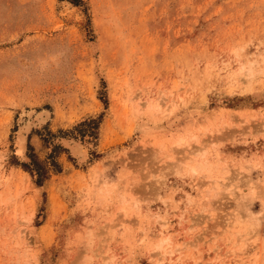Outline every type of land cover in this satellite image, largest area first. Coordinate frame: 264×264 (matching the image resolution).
I'll return each instance as SVG.
<instances>
[{"label":"rangeland","instance_id":"374dc122","mask_svg":"<svg viewBox=\"0 0 264 264\" xmlns=\"http://www.w3.org/2000/svg\"><path fill=\"white\" fill-rule=\"evenodd\" d=\"M75 1L0 0V264H264V0Z\"/></svg>","mask_w":264,"mask_h":264},{"label":"trees","instance_id":"16d2710c","mask_svg":"<svg viewBox=\"0 0 264 264\" xmlns=\"http://www.w3.org/2000/svg\"><path fill=\"white\" fill-rule=\"evenodd\" d=\"M73 3L75 6H82L83 2L81 0L75 1V2H71ZM90 123H95V121H91ZM84 125V124H83ZM60 147H55L53 152L54 154L57 153V151H59ZM49 160H51L50 162V167L53 171H55L56 173H61L62 169L59 166V164L55 161V157H49ZM23 167V169L27 172H29L35 179V184L38 187H42L45 183V181L48 179L49 175H48V170L47 168L40 163L38 160H36L32 155H31V163L30 164H22L21 165Z\"/></svg>","mask_w":264,"mask_h":264},{"label":"bare ground","instance_id":"6f19581e","mask_svg":"<svg viewBox=\"0 0 264 264\" xmlns=\"http://www.w3.org/2000/svg\"><path fill=\"white\" fill-rule=\"evenodd\" d=\"M44 112V111H43ZM41 114H44V113H42L41 112ZM46 115L47 116H49L48 115V113H46ZM43 116V115H42ZM46 117V116H45ZM41 115H40V120H41ZM37 119H39V118H37ZM44 119V118H43ZM46 120V119H45ZM43 121V120H42ZM41 121V122H42ZM45 122V121H44ZM43 123V122H42ZM28 128H30V127H28ZM28 128H26V129H28ZM30 129H28V131H29ZM24 131V130H23ZM25 137H23V139L22 138H20V142H19V147H20V150H21V152L23 151V149H24V146H25V143H26V139H24ZM71 149H73V152H74V154L75 155H77V156H79V157H84V153H85V151H84V149H83V147H82V145H80L79 143H75V144H73L72 145V148Z\"/></svg>","mask_w":264,"mask_h":264}]
</instances>
